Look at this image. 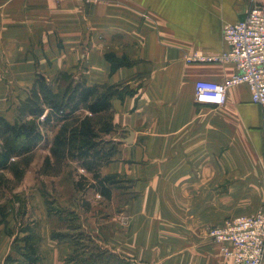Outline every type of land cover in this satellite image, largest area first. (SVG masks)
Segmentation results:
<instances>
[{
    "label": "crops",
    "instance_id": "obj_1",
    "mask_svg": "<svg viewBox=\"0 0 264 264\" xmlns=\"http://www.w3.org/2000/svg\"><path fill=\"white\" fill-rule=\"evenodd\" d=\"M248 5L0 0V117L13 111L12 90L21 88L22 103L39 75L47 84L78 75L113 91L91 127L115 145L101 178L132 201L130 242H100L117 264H229L208 228L264 214V106L251 102L244 84L230 87L220 107L194 101L195 82L235 74L230 63L197 57L228 50L222 27L243 20ZM9 231L0 223V264H29ZM40 235L37 264L75 263L71 242Z\"/></svg>",
    "mask_w": 264,
    "mask_h": 264
},
{
    "label": "rangeland",
    "instance_id": "obj_2",
    "mask_svg": "<svg viewBox=\"0 0 264 264\" xmlns=\"http://www.w3.org/2000/svg\"><path fill=\"white\" fill-rule=\"evenodd\" d=\"M72 77L74 82H82L78 75ZM56 85V81L49 84L53 91L57 90ZM12 92L18 97H13L15 101L9 104L13 111L6 113L10 123L21 120V88ZM88 114L80 108L63 122L53 121L43 127L38 123L43 116L36 122L42 141L29 152L13 156L10 166L0 169V223L11 225V241L12 235L19 238L25 229L39 238L43 232L50 237L62 234L63 238H56L55 242H74L79 254L76 264L79 260L86 264H117L118 260L112 258L115 254L100 242H130L128 234L134 223L127 205L132 201L116 188L117 183H111L110 200L102 198L92 187L95 182L82 167L83 159L104 156L98 163L100 176L99 168L113 157L115 150L111 149L115 145L108 137L92 139L86 127V123H92ZM4 145L0 140V152H5Z\"/></svg>",
    "mask_w": 264,
    "mask_h": 264
},
{
    "label": "built area",
    "instance_id": "obj_3",
    "mask_svg": "<svg viewBox=\"0 0 264 264\" xmlns=\"http://www.w3.org/2000/svg\"><path fill=\"white\" fill-rule=\"evenodd\" d=\"M222 38L228 50L201 61L230 63L236 72L223 82L197 81L194 101L198 105L220 107L230 87L244 84L253 104L264 106V4L249 0L243 20L222 27ZM264 186V175L262 176ZM207 236L220 245L229 264H264V214L229 218L221 225L211 226Z\"/></svg>",
    "mask_w": 264,
    "mask_h": 264
},
{
    "label": "trees",
    "instance_id": "obj_4",
    "mask_svg": "<svg viewBox=\"0 0 264 264\" xmlns=\"http://www.w3.org/2000/svg\"><path fill=\"white\" fill-rule=\"evenodd\" d=\"M56 83L57 90L53 91L45 79L39 75L35 85L29 90L28 97L18 107L21 120L16 119L17 121L10 123L5 118L0 117V138L5 143L3 146V151L5 150V152H0V169L10 166L9 164L13 156L29 152L42 141L40 131L36 128V122L42 116L43 120L38 123L44 127L53 123V121L56 123L63 122L80 108L87 110L90 114L89 117H91L92 115L106 112L111 107L110 97L113 94L111 88L88 87L83 81L74 82L73 77L67 73L60 74ZM46 111L47 113L44 114ZM23 118L25 119L23 120ZM86 127L90 130L89 133L93 136L92 139H95L98 135L92 129L91 124L86 123ZM112 150L114 149L112 148ZM6 152L8 153L6 154ZM108 158L109 156L106 159ZM103 159H105L104 156H86L83 159L82 167L88 173H91L92 179L95 182L92 187L96 192L102 198L110 200V187L113 182L111 179L100 178L97 172L98 163L101 164ZM79 185L76 184L77 187ZM23 233L25 234L19 238L16 237L14 242H23L22 249L26 260L29 264H37V247L40 238L29 233L26 229ZM51 237L55 239L60 238L62 234H52ZM71 243L76 249L77 246L74 242ZM78 258L79 254L75 252L70 260H74V264H76ZM81 262L86 264L85 260H79V264Z\"/></svg>",
    "mask_w": 264,
    "mask_h": 264
}]
</instances>
